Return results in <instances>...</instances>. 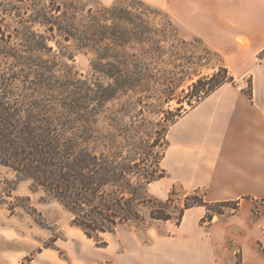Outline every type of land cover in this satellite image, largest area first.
I'll return each mask as SVG.
<instances>
[{
  "label": "rangeland",
  "instance_id": "374dc122",
  "mask_svg": "<svg viewBox=\"0 0 264 264\" xmlns=\"http://www.w3.org/2000/svg\"><path fill=\"white\" fill-rule=\"evenodd\" d=\"M117 1L82 0L81 6L83 9L100 5L110 7ZM139 1L150 7L151 30L156 33L160 47L157 49L151 44L145 45L142 40H129L126 48L131 56L129 60L137 59L138 65L143 61V64L148 63L151 72L150 78L145 79L141 85L129 87L130 91H125L124 88L115 92L108 89V92H113L114 99L102 105H96L92 98L86 99L88 97L85 98L83 92L87 90L86 85L88 89H93L92 82L95 78L90 68L91 56L76 51L71 43L64 42L57 35L52 41L42 42V39H36L42 45L37 50L27 48L29 44L16 31H8L4 38L8 46L4 50L0 48V75L2 74L6 84L10 83L9 88L16 94L18 101H26L23 102L24 110L36 102L34 97L42 100L44 96L49 100V109L59 117L65 112L60 103L69 95L74 96L75 100H79L75 108L77 113L89 117L88 121L101 133L112 132L114 145L123 152L134 145L135 141L138 142V139L145 140L148 145L156 141L154 150L159 155L164 154L159 166L165 172V177L149 184L147 192L150 196L165 201L173 186H176L169 211L175 212L186 195L192 194L194 190H198L208 204L239 200V211L235 215L230 214L231 208L224 207V214L214 215L210 223H201L207 213L204 207L190 208L188 214L204 211L200 220L203 229L214 222L227 221L234 216L233 225L238 232H260L264 238V227L259 230L255 224L261 215L264 218V198L218 199L206 188L187 189L172 183L169 174L162 167L168 147V131L193 108L189 103L196 105L195 98L188 95L192 83L200 77L210 76L221 66L227 69L229 75H233L225 66L222 54L207 47L194 33L197 28L187 22L183 25L176 18V13L189 12V5L184 6L185 1ZM202 8L205 10V7ZM203 15L197 22L201 29L211 21L205 17V12ZM5 23L12 26L11 29L20 30L19 25L8 17ZM37 33L43 34L39 31ZM4 46L6 43L0 38V47ZM239 46V53L247 57V40L239 38ZM124 68L131 70V63H126ZM69 76L74 79L69 80ZM98 78L101 87L107 88V79L102 76ZM233 78V84H225L236 85L238 80L234 76ZM86 80L92 82L85 85ZM245 89L246 93L250 92L248 78ZM111 141L110 139L109 143ZM211 208L209 213L218 210L216 207ZM140 212L143 220H132L115 233L102 234L101 242L106 245L99 247L71 224V215L54 199L34 187L30 180L0 163V264H109L111 254L132 248L128 244L135 239L168 237L177 227L170 221L150 219L147 209L142 208Z\"/></svg>",
  "mask_w": 264,
  "mask_h": 264
},
{
  "label": "trees",
  "instance_id": "16d2710c",
  "mask_svg": "<svg viewBox=\"0 0 264 264\" xmlns=\"http://www.w3.org/2000/svg\"><path fill=\"white\" fill-rule=\"evenodd\" d=\"M81 4L82 0H0V38L6 43L0 48L8 46L4 38L10 30L20 34L29 44L27 48L37 50L42 48L39 40L61 37L76 51L91 56L90 68L95 78L94 82L86 80L85 85L92 82L93 89L86 85L83 94L102 105L114 99L108 89L130 91L129 87L141 85L151 77L148 63L138 65L137 59L129 60V40H142L157 49L160 41L151 30L150 7L139 0H118L110 7L87 9ZM6 17L20 30L11 29L5 23ZM126 63H131V70L124 68ZM99 76L107 79V88L101 87ZM225 83L233 84L234 78L221 66L210 76L192 83L188 95L197 104ZM9 84L1 74L0 163L54 199L71 215V224L97 246L106 245L101 242L102 234L115 233L132 220H143L142 208L148 210L150 219L170 221L176 226L185 211L193 207L206 209L201 223H210L214 215H223L224 207L232 209L231 215L239 211V200L208 204L198 190L186 195L175 212L169 211L176 186L165 201L147 192L149 184L165 177L159 166L164 154L154 150L156 141L148 145L138 139L123 152L114 145L112 132L101 133L88 121L89 117L77 113L79 100L74 96L69 95L60 103L65 112L58 117L49 109V100L44 96L42 100L34 97L36 102L24 110L26 101L19 102ZM251 94L250 84L249 98ZM211 207L218 210L209 213Z\"/></svg>",
  "mask_w": 264,
  "mask_h": 264
},
{
  "label": "crops",
  "instance_id": "0c3cea01",
  "mask_svg": "<svg viewBox=\"0 0 264 264\" xmlns=\"http://www.w3.org/2000/svg\"><path fill=\"white\" fill-rule=\"evenodd\" d=\"M175 1L189 5V16L176 18L197 28L238 81L217 88L172 125L161 165L172 183L206 188L218 199L264 198V0ZM203 12L211 21L201 29ZM239 38L247 40V57L239 53ZM190 210L171 236L135 239L132 248L111 254L109 264H264L260 232H238L234 216L203 229L205 212ZM255 224L264 227L262 215Z\"/></svg>",
  "mask_w": 264,
  "mask_h": 264
}]
</instances>
